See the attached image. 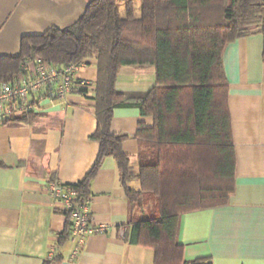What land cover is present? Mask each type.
<instances>
[{"label":"crops","instance_id":"crops-1","mask_svg":"<svg viewBox=\"0 0 264 264\" xmlns=\"http://www.w3.org/2000/svg\"><path fill=\"white\" fill-rule=\"evenodd\" d=\"M89 1L0 0V57L17 56L23 36L70 25ZM263 48V35L254 33L227 43L222 52L236 154L234 191L225 205L181 215L178 242L187 263L209 258L212 264H264ZM77 75L92 87L85 95H73L68 107L46 104L25 119L0 123V264H43L56 254L62 255L59 264H153L151 249L120 236V227L138 208L128 201L110 156L92 180L87 207L91 220L107 230L80 246L71 239L58 246L66 216L47 191V180L78 183L98 153V143L90 139L97 126L96 59L90 58ZM155 82L154 67L122 66L115 88L124 98L137 100ZM139 124L151 127L153 119L136 106L114 108L110 129L128 136L122 149L134 173L139 171ZM127 187L138 189L139 183Z\"/></svg>","mask_w":264,"mask_h":264},{"label":"trees","instance_id":"trees-1","mask_svg":"<svg viewBox=\"0 0 264 264\" xmlns=\"http://www.w3.org/2000/svg\"><path fill=\"white\" fill-rule=\"evenodd\" d=\"M254 33L264 40V0H90L70 25L23 36L17 56L0 57V81L17 76L26 60L62 65L94 57L97 126L90 139L98 153L85 177L66 185L75 191L73 202H89L92 180L110 156L130 204L142 209L152 203L150 217L132 216L125 241L151 249L153 264H212L209 258L184 260L180 217L225 205L234 191L236 154L222 52L227 43ZM122 66L155 68V85L144 98L128 100L117 92ZM121 106H136L153 119L151 127L137 128V173L122 149L128 136L110 129L113 110ZM132 181L138 189L127 187ZM71 211L63 210L59 247L70 239ZM61 260L56 254L43 264Z\"/></svg>","mask_w":264,"mask_h":264},{"label":"built area","instance_id":"built-area-1","mask_svg":"<svg viewBox=\"0 0 264 264\" xmlns=\"http://www.w3.org/2000/svg\"><path fill=\"white\" fill-rule=\"evenodd\" d=\"M89 59L69 64H45L40 59L27 60L20 73L0 81V123L41 112L46 104L68 107L73 95H85L92 84L78 77L77 72ZM47 191L62 210L71 211L70 239L83 244L85 239L107 230L105 224L91 220L88 202L75 204V191L58 180H47ZM124 238L126 226L119 229Z\"/></svg>","mask_w":264,"mask_h":264},{"label":"rangeland","instance_id":"rangeland-1","mask_svg":"<svg viewBox=\"0 0 264 264\" xmlns=\"http://www.w3.org/2000/svg\"><path fill=\"white\" fill-rule=\"evenodd\" d=\"M120 11L122 15L124 14V8L121 6ZM140 15V3L136 2V16L139 17ZM133 207L136 208L137 210V205L133 204ZM152 214V203L150 202L149 204H146L142 209L138 208L137 210V215L143 216L145 215L146 217H150Z\"/></svg>","mask_w":264,"mask_h":264}]
</instances>
